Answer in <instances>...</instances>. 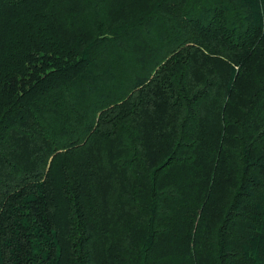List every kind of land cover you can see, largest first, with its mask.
<instances>
[{
    "label": "trees",
    "instance_id": "obj_1",
    "mask_svg": "<svg viewBox=\"0 0 264 264\" xmlns=\"http://www.w3.org/2000/svg\"><path fill=\"white\" fill-rule=\"evenodd\" d=\"M0 264H264V0H0Z\"/></svg>",
    "mask_w": 264,
    "mask_h": 264
}]
</instances>
